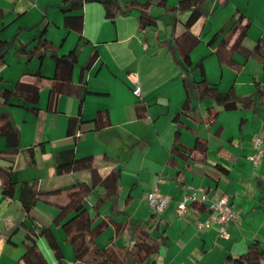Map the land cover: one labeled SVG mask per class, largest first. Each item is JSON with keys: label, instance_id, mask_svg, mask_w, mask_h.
Instances as JSON below:
<instances>
[{"label": "crops", "instance_id": "crops-1", "mask_svg": "<svg viewBox=\"0 0 264 264\" xmlns=\"http://www.w3.org/2000/svg\"><path fill=\"white\" fill-rule=\"evenodd\" d=\"M63 1L0 0V38L10 40L21 29L17 43H27L30 47L43 32L47 40L58 46L59 54L75 50L77 62L71 84L75 92L84 93L80 108L74 93L60 95L55 110L49 111L48 89L54 73L51 58L27 60L24 55L14 54L12 49L0 64V87H10L17 80L32 83L36 73L44 77L36 113L29 110V103L17 98L11 99V105L4 108L18 130L19 142L15 149H10L14 151L12 162L0 158V166L10 167V180L17 183L13 198H3L0 193V264H17L24 251L25 235L37 234L42 227L50 228L61 247L62 264L73 262L72 249L64 241L61 228L52 223L57 208L39 199L28 220L16 198L21 181H35L41 194L76 183L90 184L89 170L57 173L55 152L70 148L77 158L91 156L102 178L113 170L120 172L116 209L130 219L144 221L154 213L146 198L154 187L157 196L167 200L165 209L154 213L160 230L168 238L159 264H216L228 255L237 257L252 241L264 247V153L255 168L248 159L253 136L261 138L264 150V109L256 113L250 109L224 112L208 124L204 122L205 108L212 102L206 100L192 101L189 111L178 114L185 101L184 77L201 78L199 69H192L198 61L203 65L204 78L221 91L233 90L241 97L253 94L255 82L262 79L261 63L256 58L245 60L236 51L240 45L252 49L257 41L264 48V0H205L204 9L212 15L200 17L191 28L200 42L190 51L193 63L190 67L175 58L166 43L183 31L180 22L186 19L187 12L177 15L180 22L173 27L171 15L164 14V8L152 6L150 15L158 17L157 24L140 30L136 11L127 15L119 13L111 20L105 17L100 3L86 2L81 11L79 34L73 27L77 21H72V26L64 24L60 10ZM129 1L117 0L120 6ZM177 1L167 0L166 5L175 6ZM235 12L245 17L229 45L234 59L243 64L239 71L220 64L212 54L214 44L207 45ZM93 55L92 64L84 68ZM134 80L139 87L138 96L133 92ZM137 103L138 113H143L140 117L135 109ZM98 111L107 113L109 125L105 128L94 130L91 123H79V119L91 120ZM175 115L186 128H179L173 122ZM73 117H77L76 137L67 135L69 119ZM177 129L178 141L185 148L193 146L196 136L206 138L204 162L171 155ZM40 143L44 144V152L37 146ZM33 146L34 162L30 163L26 149ZM7 149L5 139L0 138V152L6 155ZM217 165L227 172L218 171ZM194 188L204 189L213 200L226 196L235 209L237 218L226 224V237L218 235V225L208 209L199 214L191 206L184 216L176 215L177 202ZM103 193L100 185L89 193L86 207L91 214L97 196ZM64 196L63 190L42 198L56 202ZM127 196L131 200L124 206ZM110 206L109 202L100 206V218L125 222L126 216L112 215ZM206 219H210L209 226L198 229V221ZM113 235L114 229L109 226L97 237L96 243L104 247ZM129 238V232L125 231L116 243L127 245ZM37 244L49 264H57L43 237L38 238ZM67 245L68 256L64 251Z\"/></svg>", "mask_w": 264, "mask_h": 264}, {"label": "trees", "instance_id": "trees-1", "mask_svg": "<svg viewBox=\"0 0 264 264\" xmlns=\"http://www.w3.org/2000/svg\"><path fill=\"white\" fill-rule=\"evenodd\" d=\"M205 0H178L177 4L172 7L166 5L167 0H130L129 2L119 5L117 0H64L60 7L64 15V24L71 25L72 21H77V26H73L78 33L82 29L83 5L86 2H98L102 5L105 17L113 19L117 14L127 15L133 11L138 13L137 24L140 30H145L157 24L158 17L150 15L152 6L164 8V14L171 15V25L174 27L176 22H180L177 18L178 14L187 12L188 15L183 22V31L171 41L166 42L170 51L175 58H179L186 67L193 65L190 59V51L199 44L200 39L191 33V28L195 22L202 16L212 15L204 9ZM224 3V2H222ZM72 12H79L76 15H69ZM242 13L235 12L223 23L215 32L207 45L214 44L212 54L217 57L220 64L225 65L233 70L239 71L243 64L238 63L234 59L229 45L232 42L236 32L240 29L243 20ZM10 40L0 38V64L5 56L14 49V54L24 55L26 59L42 60L46 56L54 62V73L50 78V86L48 89L47 110L54 111L57 99L60 95L74 94L78 97L79 108L83 100L84 93L82 91L75 92L71 84L72 70L77 62V54L75 50L69 51L67 54H59L58 46L44 37L43 32L37 36L36 41L28 46L27 43H17V34ZM44 31V30H43ZM32 41V40H31ZM163 44V43H162ZM236 53L245 60L256 58L261 63L262 79L261 82H255V91L250 96H237L233 90L221 91L217 85L208 82L204 78V70L201 61L193 65L192 69H199L201 78L198 80L188 79L184 77L182 86L185 94V101L181 106L178 114L190 110L191 102L202 103L203 101H211L212 105L205 108L204 122L211 124L216 117L224 112H233L240 109H250L253 112H259L264 109V48L260 41H257L252 49H248L243 45L238 46ZM95 56L91 57L84 68H88ZM83 68V69H84ZM82 69V71H83ZM44 77L39 73L34 75L32 83H24L17 80L10 87H0V138L5 139L6 147L9 153L3 155L0 152V158L7 162H12L13 150L18 146L19 134L16 126L13 124L10 114L4 108L11 105L9 101L13 98L22 99L29 103V110L37 112V102L39 90ZM140 108L137 103L135 109L140 117L143 113H138ZM80 116L78 112L77 117ZM77 117L69 119L67 135L75 136V122ZM91 123L94 130H100L109 125L106 111H98L94 118L89 121L79 119V123ZM173 122L179 128H186L183 122L179 121L178 115L173 117ZM179 130L174 133L173 143L170 153L173 156H180L186 160L204 162L207 152L206 138L196 136L194 144L191 148H185L179 140ZM41 152H44V144L37 145ZM34 147L26 149L29 156V162H34ZM54 162L57 173L61 174L69 171L89 170L91 172V183H76L63 189L41 194L36 188L35 181H21L19 183L17 200L20 203L24 216L31 220L30 212L36 204L37 200H47L57 208L52 223L60 227L64 241L70 245L73 252V262L71 264H159L161 251L167 246L168 238L164 232L160 230V225L156 214L152 213L144 221L132 220L127 214L116 209L117 198L119 192V171H111L107 176L102 178L94 166V159L91 156L77 158L74 149L59 150L54 154ZM217 170L226 173L227 170L217 165ZM10 167L0 166V193L3 198H13L16 182H12ZM100 185L104 188V193L98 195L92 206L93 214L86 207L87 197L92 188ZM65 191L63 200L50 201V199L42 198L51 194H58ZM130 196L124 201V206L130 202ZM110 203V213L112 215H124L126 220L123 223H115L110 219L100 218L98 210L103 203ZM197 213L201 214L207 210L205 205H192ZM109 226L114 229V235L110 239L108 245L101 247L96 243V239ZM129 232V241L127 245H118L116 241L120 239L124 232ZM43 237L47 247L52 252L57 264H62L63 253L61 247L57 243L49 227H42L35 234L29 232L25 235L22 245L24 251L17 264H49L40 248L37 240ZM21 262V263H20ZM264 264V247L258 241H252L247 245L244 252L233 258L230 255L222 258L216 264ZM163 264V263H162ZM170 264V263H169Z\"/></svg>", "mask_w": 264, "mask_h": 264}, {"label": "built area", "instance_id": "built-area-1", "mask_svg": "<svg viewBox=\"0 0 264 264\" xmlns=\"http://www.w3.org/2000/svg\"><path fill=\"white\" fill-rule=\"evenodd\" d=\"M135 88L133 92L138 96L139 87L137 80L133 81ZM261 138L253 136L252 138V151L248 156L252 167H256L262 158L264 150L261 147ZM148 205L154 213H160L167 206V200L157 196V188L154 187L152 191L146 195ZM206 205V208L210 212L212 220L218 225V235L226 237V224L229 221H235L237 218L236 211L232 205L228 202L226 196H221L216 199H210L205 190L202 188H194L191 192L184 194L176 204L175 213L177 216H184L190 210L192 205ZM210 219L198 221V229L206 228L209 226Z\"/></svg>", "mask_w": 264, "mask_h": 264}, {"label": "rangeland", "instance_id": "rangeland-1", "mask_svg": "<svg viewBox=\"0 0 264 264\" xmlns=\"http://www.w3.org/2000/svg\"><path fill=\"white\" fill-rule=\"evenodd\" d=\"M99 241H100V240H99ZM62 246H63V245H62ZM67 247H68V248H67ZM67 247L64 246V251H65V253L67 254L66 256H68V252H69V250H70L69 245H67ZM69 258H71V255L69 256ZM66 260L68 261V257H67Z\"/></svg>", "mask_w": 264, "mask_h": 264}]
</instances>
